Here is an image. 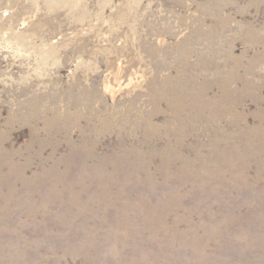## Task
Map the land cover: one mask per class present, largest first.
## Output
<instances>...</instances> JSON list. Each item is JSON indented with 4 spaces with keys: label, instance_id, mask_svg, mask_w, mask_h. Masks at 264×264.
Listing matches in <instances>:
<instances>
[{
    "label": "rangeland",
    "instance_id": "obj_1",
    "mask_svg": "<svg viewBox=\"0 0 264 264\" xmlns=\"http://www.w3.org/2000/svg\"><path fill=\"white\" fill-rule=\"evenodd\" d=\"M51 2L0 0V264H264V0Z\"/></svg>",
    "mask_w": 264,
    "mask_h": 264
},
{
    "label": "bare ground",
    "instance_id": "obj_2",
    "mask_svg": "<svg viewBox=\"0 0 264 264\" xmlns=\"http://www.w3.org/2000/svg\"><path fill=\"white\" fill-rule=\"evenodd\" d=\"M60 3H63L67 6H71L72 0H52L51 5H59ZM189 54V53H188ZM186 57V56H185ZM187 58V57H186ZM185 58V59H186ZM236 76V75H235ZM238 77V76H237ZM239 78V77H238ZM190 80L188 79L187 82H189ZM223 86H226L227 84L225 82H222ZM172 89H170L171 91ZM225 94H223V101H227L226 99L230 98L229 100H233V98L231 97L230 93L228 92V90L224 91ZM202 95H204V92H202V90L200 89V91H194L193 95L191 94L189 97L183 96V100H181L180 102V106L185 105L187 101H191V103L193 105H195V103H199L201 104V106L203 105V101H201ZM200 101V102H199ZM205 101V100H204ZM176 101L171 100L170 105H174L173 103H175ZM176 106V103H175ZM190 106V105H189ZM200 106V107H201ZM194 118H198L197 116H193ZM190 120H192V118H190ZM236 124H239V122H236ZM242 135L245 134L244 132L241 133ZM247 134H249V131L247 132ZM240 136V135H239Z\"/></svg>",
    "mask_w": 264,
    "mask_h": 264
}]
</instances>
